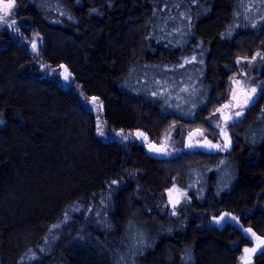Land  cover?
<instances>
[{
  "label": "trees",
  "instance_id": "trees-1",
  "mask_svg": "<svg viewBox=\"0 0 264 264\" xmlns=\"http://www.w3.org/2000/svg\"><path fill=\"white\" fill-rule=\"evenodd\" d=\"M263 49L264 0H15L0 24V264H238L244 229L264 241V90L229 151L166 160L113 134L173 125L178 147L212 126L236 59ZM174 184L191 201L172 215L153 201ZM223 212L238 224H209Z\"/></svg>",
  "mask_w": 264,
  "mask_h": 264
},
{
  "label": "rangeland",
  "instance_id": "rangeland-1",
  "mask_svg": "<svg viewBox=\"0 0 264 264\" xmlns=\"http://www.w3.org/2000/svg\"><path fill=\"white\" fill-rule=\"evenodd\" d=\"M34 41L36 42V45H37L36 51H33V48H32V44ZM40 44H41V40L36 34L33 35L31 41L28 43L30 51L34 53V55L38 59L40 57V51H39ZM254 57L255 59H253ZM238 60L240 61L239 63L237 62ZM258 61H260V63H262L263 65H260ZM236 62H237L238 69L230 78V84L228 87L229 88L228 97L224 101L212 107L213 112L211 115L212 116L214 115V120L212 122L210 119L211 122L207 123L209 126L212 125L211 127H209V129L206 127H203L201 123H192V125H190V127L186 131H184L183 134H181L178 147L172 142L173 141L172 139L173 130H174L173 125L169 127L168 129H166L165 131H163L160 139L158 140H151L150 135L144 133V135L147 138L149 136L148 142H152L153 144L156 145V150L163 149V151L157 152L158 157H161L166 160H171L173 158H176V156L179 153L178 151L181 149L186 150L190 153H194L197 150L203 151L204 149H206V152H209L210 151L209 149L204 148V147L199 148L198 143L195 144L193 142V141L198 142L202 139H205L206 143H209L212 146L219 144L220 147L218 148L220 150L221 149H223V151L230 150V147L233 144V140H232V136L229 133V130H230L229 126L237 124L240 121V119L243 117L247 109L252 104L244 107L243 109L240 107V105H243L244 100L247 98L249 94H251V90L253 88H257L255 100L257 99L261 91L264 90V49L259 52H256L255 54L253 53L251 56L238 57V59H236ZM57 72L58 73L56 74L59 75L61 85L65 88H69L70 83H71V77L69 80L64 79L65 75H69L65 67H62V69H60V71H57ZM239 91L247 93L248 95L244 93L241 94ZM238 92L240 93V95H237ZM233 104H235V108L232 107ZM217 109H219L220 111H217ZM226 109L228 110V114H226ZM240 111H242L243 114L237 117L236 113ZM228 117H231V119H226ZM214 128L217 129V133L212 134L211 137L207 136L208 135L207 132L212 131V129ZM222 134H223V137H222ZM113 136L114 138H118L119 140H122V141L132 140V138H135L141 143H144L142 142L143 140H141V136L135 133H126L123 135L115 133L113 134ZM125 137H128V138L125 139ZM213 138H215V140H212ZM225 144H227L228 146L225 147L224 146ZM185 145H187L186 147L187 149H185ZM189 145H191V147ZM150 149L152 150L153 148L150 147ZM162 199H163V204H161L160 202L157 203V200L153 201L154 207L155 208L156 207L167 208L172 215L177 213V210H178L177 207L179 205L184 204V203L189 204V202L191 201L190 197L186 194V192L183 189H181V187H178V185L176 184H174L173 186H171L170 189L165 191V193L162 195ZM236 218H231L229 221L233 223H237L239 218L238 217ZM209 224L216 225L213 219L209 221ZM247 234L251 240V244L249 246H245L242 248L241 254L239 256L238 264H242L241 257L245 255L244 250L246 248L247 249L255 248L257 247V245H260L261 242L263 241L262 238L254 234H249V233ZM254 255L255 253L251 254L249 264L252 263ZM130 264H135V263L132 260H130Z\"/></svg>",
  "mask_w": 264,
  "mask_h": 264
},
{
  "label": "snow or ice",
  "instance_id": "snow-or-ice-1",
  "mask_svg": "<svg viewBox=\"0 0 264 264\" xmlns=\"http://www.w3.org/2000/svg\"><path fill=\"white\" fill-rule=\"evenodd\" d=\"M14 8H15V0H0V13H2V14H0V24H3V23L7 22V18L9 17L10 14H12V10ZM15 24H16V21L12 20L10 26H15ZM253 27H255V25H253ZM36 47H37V45H36V42L34 41L33 44H32L33 51H36ZM253 59H255V57ZM237 62L239 63L240 61L238 60ZM42 67H43V65H42ZM64 79L65 80H69L70 76L69 75H65ZM237 83H238V81H237ZM256 93H257V88H253L251 90V94H249L247 96V98L243 102V105H240V107L243 109L244 107L253 104L255 102ZM95 99L96 98H93V100H95ZM217 111H220V110L217 109ZM242 114H243V112L240 111V112L236 113V116L239 117ZM226 119H231V117H228ZM98 130H99V127H98ZM101 135H103L102 131H101ZM127 138L128 137H125V139H127ZM189 146L191 147V145H189ZM224 146L227 147L228 145L225 144ZM213 147H217L218 148V147H220V145L219 144L213 145ZM157 151H163V149H157ZM113 183H115V181ZM177 203H178V201H177ZM258 250L261 253H264V241H262L261 244L257 245V247H255V248H252V249H247L246 248L244 250L245 255L243 257H241L242 264H249V260H250L251 254L252 253H256Z\"/></svg>",
  "mask_w": 264,
  "mask_h": 264
},
{
  "label": "water",
  "instance_id": "water-1",
  "mask_svg": "<svg viewBox=\"0 0 264 264\" xmlns=\"http://www.w3.org/2000/svg\"><path fill=\"white\" fill-rule=\"evenodd\" d=\"M239 92L237 93V95H240V93L241 94L244 93V92H240V93ZM244 94H247V93H244ZM236 97H238V96H236ZM232 107L235 108V104H233ZM133 133L139 134L141 136V140H143L142 142H144L143 146L147 150V152H148V150L150 151V147L153 148L152 150L156 149V145L153 144L152 142H148V138L144 135V133L142 131H134ZM195 143L196 144L198 143L199 147H204V148H207L210 150H217L218 149L217 147H213L211 144L206 143L205 139H202L198 142L195 141ZM231 218H232V216H230L226 212H223L218 217H216L214 220H215V223L217 224V226L221 227L225 222L229 221ZM244 232L249 233V234L251 233V231H249V229H244Z\"/></svg>",
  "mask_w": 264,
  "mask_h": 264
},
{
  "label": "flooded vegetation",
  "instance_id": "flooded-vegetation-1",
  "mask_svg": "<svg viewBox=\"0 0 264 264\" xmlns=\"http://www.w3.org/2000/svg\"><path fill=\"white\" fill-rule=\"evenodd\" d=\"M243 94V93H242ZM248 95V94H247ZM226 114H228V110L226 109ZM194 143H195V141H193ZM196 144V143H195ZM142 145H143V143H142ZM187 147V145H185V149H187L186 148ZM143 148H144V146H143ZM199 148H201V147H199ZM145 149V148H144ZM146 150V149H145ZM210 150V149H209ZM147 151V150H146ZM153 152H158L156 149H154V150H151L150 149V151L148 150V153L149 154H153Z\"/></svg>",
  "mask_w": 264,
  "mask_h": 264
},
{
  "label": "bare ground",
  "instance_id": "bare-ground-1",
  "mask_svg": "<svg viewBox=\"0 0 264 264\" xmlns=\"http://www.w3.org/2000/svg\"><path fill=\"white\" fill-rule=\"evenodd\" d=\"M228 97V96H227ZM240 244V243H239Z\"/></svg>",
  "mask_w": 264,
  "mask_h": 264
}]
</instances>
